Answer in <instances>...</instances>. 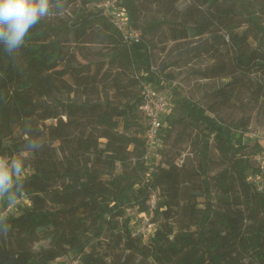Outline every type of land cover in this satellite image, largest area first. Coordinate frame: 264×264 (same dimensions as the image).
Instances as JSON below:
<instances>
[{"label": "trees", "instance_id": "trees-1", "mask_svg": "<svg viewBox=\"0 0 264 264\" xmlns=\"http://www.w3.org/2000/svg\"><path fill=\"white\" fill-rule=\"evenodd\" d=\"M150 1L171 13L179 2ZM66 2L77 4L67 26L74 45L66 47L62 29L43 19L14 53L0 43V158L5 164L10 157L26 161L22 202L11 211L0 201L11 225L4 234L0 224V264H55L70 254L79 264H264V167L252 159L262 145L246 141L247 126L223 122L213 108L182 97L180 115L165 117L164 139L177 124L195 131L190 141L198 168L145 160L142 89L148 83L164 89L171 81L166 65H154L145 36L171 23L168 15L142 25L143 0H119L143 35L141 43L128 45L99 9L102 0H52L53 10ZM191 2L197 7L190 17L198 19L178 30L175 40L203 36L218 20H228L229 29L238 11L221 0ZM91 36L106 52L99 62L83 63L79 46ZM233 40L235 69L222 65L212 73L264 75V50L247 52L245 36ZM234 93L233 87L218 94L230 102ZM29 137L43 144L34 155L20 153ZM212 149L226 164L213 179ZM128 210L150 217L154 234H136L139 226L131 225ZM42 240L48 246L36 249Z\"/></svg>", "mask_w": 264, "mask_h": 264}, {"label": "rangeland", "instance_id": "rangeland-1", "mask_svg": "<svg viewBox=\"0 0 264 264\" xmlns=\"http://www.w3.org/2000/svg\"><path fill=\"white\" fill-rule=\"evenodd\" d=\"M221 4L226 8L229 6L238 8L229 28L230 31L228 29L230 24L225 27L228 20L224 22L218 20L212 25L209 32L203 36L175 40L174 35L178 30L184 29L187 22L191 21L190 25H192L198 19L190 17V8L196 6L191 0H179L172 13L171 11H165L159 5L153 4L150 0H143L142 21L140 24L161 19L164 14H167L168 18L171 19V23L168 25L159 27L155 32L145 36L151 46L154 65L156 67L166 65L164 74L171 76L169 84L167 81L162 86L170 94L168 116L180 115L178 102L182 97H187L206 109L213 108V114L211 111L210 113L223 122L247 126L246 141L254 144L255 141L259 142L254 135L264 131L263 73L252 72L245 73L242 76L238 72H233L226 76L223 73H220V75L213 74L212 70L222 65L228 67L230 71L235 69L237 50L232 45L234 35L246 37L247 52L258 49L264 50V0H221ZM60 7L62 10L56 13L57 10H53L54 6H52V11L56 14L43 20L60 27L66 47H70L75 42L73 33L67 32V26L72 24V13L77 9V4L66 2L65 5ZM224 35L230 36V42L226 41ZM89 39L91 42L79 46V51L83 55L80 56V60L83 63L92 60L99 62L102 59L100 54L106 52V46L98 42L93 36ZM240 75L243 80L240 81V78L236 80V77ZM233 87L235 93L233 96H229L231 98H229L230 102H225L220 98L221 95L218 94L220 90L229 91ZM91 96L97 98V93L95 92ZM58 98L67 99V97L60 94ZM54 122L55 120L47 121L48 124ZM191 139H195V131L183 130L181 124L175 125L167 132V137L164 139L165 148L158 152V159L161 162L176 160L179 164L185 163L197 169L198 157L193 150ZM259 154L252 156V159L257 163H259L257 160ZM211 157L213 160L208 173L209 177L213 179L226 168V164L215 149H212ZM215 190L214 187L212 189L213 197L216 193ZM201 192L203 193V190ZM157 199L158 197H156V201ZM204 200V196L199 199V201H202V207H204ZM21 202V200L17 201V203ZM219 203L217 202V205ZM15 208L16 205L11 208V211H14ZM128 215L133 218L131 225L135 228L145 221V218L139 219L136 210H128ZM161 221L162 218H158V223ZM48 244V241L42 240L35 245V248L48 246ZM72 258L73 255L70 254L66 258L58 260L55 264L69 263Z\"/></svg>", "mask_w": 264, "mask_h": 264}, {"label": "clouds", "instance_id": "clouds-1", "mask_svg": "<svg viewBox=\"0 0 264 264\" xmlns=\"http://www.w3.org/2000/svg\"><path fill=\"white\" fill-rule=\"evenodd\" d=\"M52 6V0H0V43L4 45V51L12 54L21 49L33 27L42 19L62 10L57 6L56 13H53ZM29 131H25L26 136ZM42 147L43 144L29 137L20 153L34 155ZM10 160V164H5L3 158H0V201L7 207H14L25 192L26 161L23 157H10ZM7 193L11 194L5 199ZM0 224L4 226V234L11 228L3 212H0Z\"/></svg>", "mask_w": 264, "mask_h": 264}, {"label": "built area", "instance_id": "built-area-1", "mask_svg": "<svg viewBox=\"0 0 264 264\" xmlns=\"http://www.w3.org/2000/svg\"><path fill=\"white\" fill-rule=\"evenodd\" d=\"M99 9L108 18L109 22L122 34L126 44L141 43L143 35L141 30L131 25V21L126 10L119 5V0H102L98 4ZM155 70V67H153ZM170 94L168 90L159 89L154 84H144L142 89L141 110L147 122L146 139L147 152L145 160L159 156L158 152L165 148L164 145V128L166 125L165 117L169 112ZM262 144V152L257 157L258 164L264 167V131L254 135ZM259 190L263 189V184L257 177L251 178ZM155 197L151 200V208L155 206ZM149 218V219H148ZM144 219L136 234H142L144 238L154 234L155 223L148 217ZM68 264H79V259H72Z\"/></svg>", "mask_w": 264, "mask_h": 264}, {"label": "crops", "instance_id": "crops-1", "mask_svg": "<svg viewBox=\"0 0 264 264\" xmlns=\"http://www.w3.org/2000/svg\"><path fill=\"white\" fill-rule=\"evenodd\" d=\"M64 264H66V263H64Z\"/></svg>", "mask_w": 264, "mask_h": 264}]
</instances>
